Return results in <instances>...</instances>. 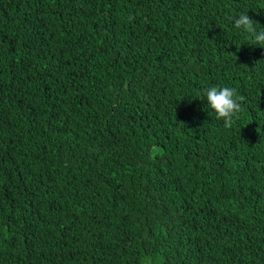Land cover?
<instances>
[{
	"label": "trees",
	"instance_id": "trees-1",
	"mask_svg": "<svg viewBox=\"0 0 264 264\" xmlns=\"http://www.w3.org/2000/svg\"><path fill=\"white\" fill-rule=\"evenodd\" d=\"M240 13L264 28V0H0V264H264ZM213 85L244 98L231 128Z\"/></svg>",
	"mask_w": 264,
	"mask_h": 264
},
{
	"label": "clouds",
	"instance_id": "clouds-1",
	"mask_svg": "<svg viewBox=\"0 0 264 264\" xmlns=\"http://www.w3.org/2000/svg\"><path fill=\"white\" fill-rule=\"evenodd\" d=\"M232 20L235 29L247 34L255 44L264 45V28L247 13H240L232 17ZM202 95L207 101V107L215 113L216 119L222 120L225 128H231L234 119L242 111L244 98L238 95L235 88L215 85L204 88Z\"/></svg>",
	"mask_w": 264,
	"mask_h": 264
}]
</instances>
